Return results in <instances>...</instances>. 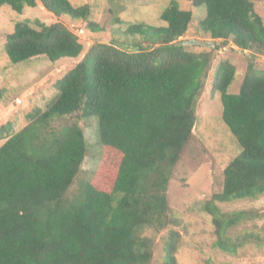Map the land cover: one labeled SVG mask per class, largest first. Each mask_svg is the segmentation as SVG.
Returning a JSON list of instances; mask_svg holds the SVG:
<instances>
[{"label": "trees", "instance_id": "obj_1", "mask_svg": "<svg viewBox=\"0 0 264 264\" xmlns=\"http://www.w3.org/2000/svg\"><path fill=\"white\" fill-rule=\"evenodd\" d=\"M40 3L56 17L91 22V6L69 0H0L15 13ZM205 6L201 31L249 51L240 90L229 93L235 67L219 65L216 90L222 120L241 155L224 169L223 190L203 209L212 216L216 247L235 253L238 243L229 229L250 215L222 213L217 203L264 195V22L251 0H194ZM192 11L175 1L161 14L165 26L131 24L128 37L146 47H91L75 68L55 84L45 109L34 106L29 123L12 133L11 122L0 127V264H150L153 243L142 231L172 225L167 193L172 172L197 122V105L212 65L208 52L187 49L185 37ZM38 28L18 23L7 35L5 53L16 65L44 56L55 63L77 59L84 52L79 38L60 22ZM76 115L95 118L102 155L90 179L81 178L88 145L75 122L53 123ZM179 237L171 232L165 264H177Z\"/></svg>", "mask_w": 264, "mask_h": 264}, {"label": "rangeland", "instance_id": "obj_2", "mask_svg": "<svg viewBox=\"0 0 264 264\" xmlns=\"http://www.w3.org/2000/svg\"><path fill=\"white\" fill-rule=\"evenodd\" d=\"M69 1L77 8L87 4L91 6L90 20L97 26L95 32L87 22L73 20L67 15L56 17L40 3L34 8L26 7L22 14L15 13L6 5L0 8V127L11 122L12 133L23 129L29 123L27 114L30 109L34 106L45 109L56 93V82L75 68L94 45H120L127 51H135V43L146 47L142 39L128 37L125 31L129 25L136 23L165 26L160 16L175 1L180 10L192 11L194 17L187 35L180 38L181 43L196 53H211L213 60L197 105L193 134L173 169L168 187L167 199L173 223L160 232L153 229L142 231L143 236L153 243L150 264H165V245L171 232L179 237L177 264H264V195L255 199L217 203L219 210L226 215L243 211L250 215L226 234L239 245L233 254L216 247L218 238L212 216L203 209L214 195L223 190L224 169L242 153L222 120L223 106L215 87L219 65L227 60L235 67V79L229 93L236 94L252 53L235 47L231 40L227 44L205 35L200 23L206 19V8L195 7L194 0ZM251 1L255 12L264 22V0ZM57 22L65 25L83 44L84 52L79 58L52 63L40 56L16 65L10 63L5 53L6 37L18 23H28L38 28V23L51 25ZM255 57L259 65L264 66V55L256 54ZM75 122L83 128L88 145L81 178L90 179L102 155L98 121L95 118L80 119L74 115L57 120L53 126L61 128ZM2 143L0 141V146Z\"/></svg>", "mask_w": 264, "mask_h": 264}]
</instances>
